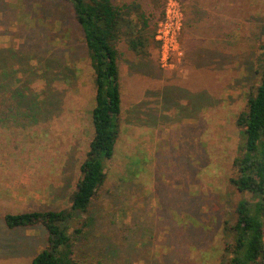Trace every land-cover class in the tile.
<instances>
[{"label":"rangeland","instance_id":"rangeland-1","mask_svg":"<svg viewBox=\"0 0 264 264\" xmlns=\"http://www.w3.org/2000/svg\"><path fill=\"white\" fill-rule=\"evenodd\" d=\"M116 1L141 4L147 41L140 53L125 36L115 43L118 139L88 212L68 222L71 231L89 221L75 256L81 264L226 263L237 203L257 201L231 179L236 119L260 81L264 0H177L178 48L168 52L156 40L167 0ZM131 17L123 30L139 36ZM0 47L17 53L26 92L50 104L34 124H0V264H29L46 229L9 228L4 216L69 207L93 135L95 74L67 0H0ZM262 223L264 239V215Z\"/></svg>","mask_w":264,"mask_h":264},{"label":"trees","instance_id":"trees-1","mask_svg":"<svg viewBox=\"0 0 264 264\" xmlns=\"http://www.w3.org/2000/svg\"><path fill=\"white\" fill-rule=\"evenodd\" d=\"M67 1L83 32L87 55L95 74L96 89L91 110L93 135L79 166L80 176L68 208L24 211L4 216L9 228L41 224L46 229V246L29 264H81L75 256V240L89 221L71 231L68 222L88 212L92 198L106 179L105 161L113 156L116 148L121 91L115 43L125 36L129 47L140 53L147 41L142 37L147 19L140 3ZM132 15L140 20L139 36L123 30L129 27ZM261 31L264 33V21ZM17 60V53L12 48L0 47V124L11 121L26 126L39 121L50 104L46 95L29 94L27 87L21 86L18 69L14 67ZM259 73L260 81L253 94L248 95L245 110L240 111L236 119L241 136L240 155L234 159L236 176L231 179L239 191L250 193L257 201L253 208L244 199L237 203L235 222L230 228L233 240L225 246V252L230 257L223 264H264V51Z\"/></svg>","mask_w":264,"mask_h":264},{"label":"built area","instance_id":"built-area-1","mask_svg":"<svg viewBox=\"0 0 264 264\" xmlns=\"http://www.w3.org/2000/svg\"><path fill=\"white\" fill-rule=\"evenodd\" d=\"M181 27V13L177 0H167L164 20L159 24L156 40L162 51H175L178 48L177 39Z\"/></svg>","mask_w":264,"mask_h":264}]
</instances>
